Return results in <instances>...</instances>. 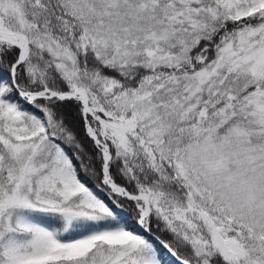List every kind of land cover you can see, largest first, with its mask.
Masks as SVG:
<instances>
[{
	"label": "snow or ice",
	"instance_id": "obj_1",
	"mask_svg": "<svg viewBox=\"0 0 264 264\" xmlns=\"http://www.w3.org/2000/svg\"><path fill=\"white\" fill-rule=\"evenodd\" d=\"M0 264H264V0H0Z\"/></svg>",
	"mask_w": 264,
	"mask_h": 264
}]
</instances>
